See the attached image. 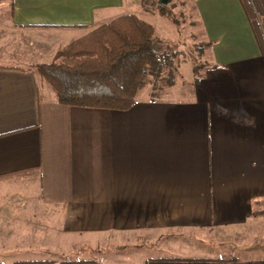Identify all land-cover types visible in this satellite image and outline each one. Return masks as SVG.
<instances>
[{
  "label": "crops",
  "instance_id": "obj_1",
  "mask_svg": "<svg viewBox=\"0 0 264 264\" xmlns=\"http://www.w3.org/2000/svg\"><path fill=\"white\" fill-rule=\"evenodd\" d=\"M131 2L0 0V264H264L216 252L252 236L264 253V57L241 0H196L198 80L126 110L59 104L33 69ZM39 231L67 253L8 257Z\"/></svg>",
  "mask_w": 264,
  "mask_h": 264
},
{
  "label": "trees",
  "instance_id": "obj_2",
  "mask_svg": "<svg viewBox=\"0 0 264 264\" xmlns=\"http://www.w3.org/2000/svg\"><path fill=\"white\" fill-rule=\"evenodd\" d=\"M241 2L264 57V0ZM157 8L163 12L167 5L159 2ZM156 41L151 23L135 13H125L72 40L49 62L37 63L33 69L50 86L59 104L126 110L135 104L147 81H155V97L159 79L165 78L167 85L175 81L170 69L180 52L170 46L158 51ZM209 45L201 42L198 48L202 52ZM203 67H192L194 82ZM166 68L170 69L164 74Z\"/></svg>",
  "mask_w": 264,
  "mask_h": 264
},
{
  "label": "rangeland",
  "instance_id": "obj_3",
  "mask_svg": "<svg viewBox=\"0 0 264 264\" xmlns=\"http://www.w3.org/2000/svg\"><path fill=\"white\" fill-rule=\"evenodd\" d=\"M160 1L161 0H144L143 3H141L140 0H132L131 2L132 4H130L127 7L126 11L128 13H135L140 18L151 23L154 26L155 36L157 37V41L154 44V48L156 50L162 51L165 50L168 46L179 50L180 56L174 62V66L171 69L166 68L164 74L170 69L171 72L173 73L174 80H177L178 83L182 84V82H185L187 79H190V76H192L191 73L193 66L201 64L202 66L205 67V65H207V62L209 61L207 53H205L207 47L202 52L198 48L201 42H205L204 41L205 39L200 34L199 25L201 21L199 22V18L197 16V7L195 4L196 0H166L167 8L163 12L159 11V9L157 8V5ZM7 14L8 11L0 7V16H6ZM2 23L3 21L1 20L0 24ZM27 38L28 37H26V35L25 37L24 36L21 37L17 33L14 34L13 36V39L16 42L20 43L21 45L22 43H27ZM34 39L32 40L33 44L31 45V48L29 49L26 48L24 51L21 48L20 52L22 51V53L28 54L29 52L34 51V49L39 48L38 45L42 44V41L36 42ZM47 39L53 40L54 37L49 36L47 37ZM69 39L71 42L72 40L75 39V36L74 35L70 36ZM64 41L66 40L64 39L58 42L57 47L63 45ZM211 44L212 42H210V45ZM61 48L59 47L57 48V50ZM54 54L50 58H47L45 62H49L54 56ZM43 84H45V86H47V88L51 90L48 84L46 83ZM153 86H155V81H151V80L147 81L145 85L142 87V89L138 92L139 95H137V97L138 96L140 97V95L142 94L145 98L150 97L151 99L153 98L155 99V87ZM156 86L158 90L159 88L166 89V87L169 85H167V81L165 80V78H162L156 82ZM150 90L152 91L150 92ZM36 236H39L38 238L36 237L38 239V241L36 242L40 243L39 247L34 248L35 250L28 249L27 251H22V252L21 251L12 252L8 255V257H25V256L47 257L49 255L59 256V255H65V253H67V250L65 248H63L62 253L60 254L58 250L53 249L50 246L42 247L41 244L47 242L46 238H48V236H46V234H44L42 231H39L38 235ZM72 238L74 237L71 238L64 237L63 239L72 241ZM256 241L259 243L260 239H255V237L252 238V236L240 240L234 239V242L229 243V246H227L226 243L219 246L216 252L217 254L219 253V256L221 257H231V258L233 257L246 258V257H256V256L264 255V253H262L261 251L250 250L247 247H245V246L249 247L250 245L251 248L255 247L254 243ZM64 242L66 243L67 241ZM31 246L34 245H30V248ZM199 246L208 249V247H206L203 244H200ZM157 248H158V244H155V242L147 243L146 241L141 242L140 240V250L147 255H155V253L157 252ZM80 251H81L80 249L77 250L75 248L73 253L69 255H72L73 257L77 255H81L78 253ZM126 252L129 251L127 250ZM95 257L98 261H101L99 254L95 255Z\"/></svg>",
  "mask_w": 264,
  "mask_h": 264
},
{
  "label": "water",
  "instance_id": "obj_4",
  "mask_svg": "<svg viewBox=\"0 0 264 264\" xmlns=\"http://www.w3.org/2000/svg\"><path fill=\"white\" fill-rule=\"evenodd\" d=\"M160 4H161V5H165V4H166V0H161V1H160Z\"/></svg>",
  "mask_w": 264,
  "mask_h": 264
}]
</instances>
